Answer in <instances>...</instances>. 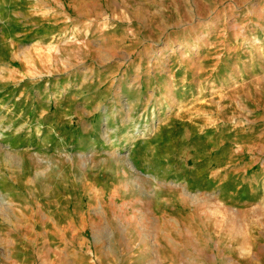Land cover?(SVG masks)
I'll list each match as a JSON object with an SVG mask.
<instances>
[{
  "label": "rangeland",
  "instance_id": "obj_1",
  "mask_svg": "<svg viewBox=\"0 0 264 264\" xmlns=\"http://www.w3.org/2000/svg\"><path fill=\"white\" fill-rule=\"evenodd\" d=\"M0 125V264H264V0H0Z\"/></svg>",
  "mask_w": 264,
  "mask_h": 264
},
{
  "label": "bare ground",
  "instance_id": "obj_2",
  "mask_svg": "<svg viewBox=\"0 0 264 264\" xmlns=\"http://www.w3.org/2000/svg\"><path fill=\"white\" fill-rule=\"evenodd\" d=\"M18 84V83H17ZM17 89V87H16ZM19 101V100H18ZM28 103L31 102V100H27ZM17 107V106H16ZM16 111V110H15ZM19 112V111H18ZM16 115V114H15ZM23 116V115H22ZM4 117V116H3ZM25 117V115H24ZM6 118V117H5ZM30 118V117H29ZM35 118V117H34ZM4 119V118H3ZM22 119V118H21ZM2 121V120H1ZM17 122V121H15ZM30 122V121H29ZM16 124V123H15ZM27 125V124H26ZM25 125V126H26ZM30 125V124H29ZM23 126V125H22ZM10 128V127H8ZM8 128H4L2 125H0V141L3 139V138H6L5 135L6 133L8 132ZM14 128V127H13ZM12 128V129H13ZM24 130V129H23ZM19 132V131H18ZM21 132V131H20ZM8 137V136H7ZM5 141V140H3ZM4 143L3 144H0V154L3 156V157H9L8 159H3V160H0V169H3L4 171H2V173L0 172V181L3 180V174L5 173V175L8 173L11 174L12 177L14 173L16 172H19L20 168H22V166L26 163L25 162V159L22 160L21 158H19L18 156H16L15 153L11 152L8 154V152L4 149ZM7 152V153H6ZM24 158V157H23ZM19 170V171H18ZM24 169H22L21 171H23ZM1 171V170H0ZM0 191L3 192V189L0 188ZM11 197H12V194L10 193ZM13 198V197H12ZM2 206V205H1ZM5 206V205H4ZM11 208V207H10ZM2 210V209H1ZM7 210V208H6ZM3 211V210H2ZM21 213H17V216H20V215H25L27 216L29 213H28V210L26 208H22L20 209ZM2 212H0L1 214ZM9 213L10 214V217H13V214L15 213V209L13 208L12 210H9ZM42 213V214H40ZM65 212H61L59 214H57L55 211H48L46 210L45 208H42L41 209H38V213L34 214L36 217H37V221H38V218L40 219V221H43L45 224H48L49 223H54L58 217V220L64 218V215ZM16 215V214H14ZM21 217V216H20ZM68 227H70V224H68ZM70 229L72 230V227H70ZM155 255V254H154Z\"/></svg>",
  "mask_w": 264,
  "mask_h": 264
}]
</instances>
